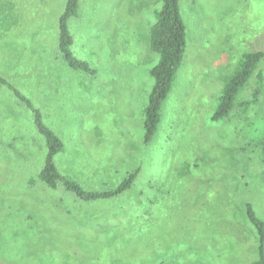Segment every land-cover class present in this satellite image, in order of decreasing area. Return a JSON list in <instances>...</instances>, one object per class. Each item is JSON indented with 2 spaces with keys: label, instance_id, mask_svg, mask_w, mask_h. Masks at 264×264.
Segmentation results:
<instances>
[{
  "label": "rangeland",
  "instance_id": "374dc122",
  "mask_svg": "<svg viewBox=\"0 0 264 264\" xmlns=\"http://www.w3.org/2000/svg\"><path fill=\"white\" fill-rule=\"evenodd\" d=\"M65 3L0 0V264L256 261L247 208L264 222V59L237 95L246 106L211 116L241 54L264 49V0H179L187 46L148 142L143 109L158 61L149 29L160 2L79 0L70 48L91 71L59 51ZM26 99L63 141L62 175L86 190L130 187L83 201L30 184L46 147Z\"/></svg>",
  "mask_w": 264,
  "mask_h": 264
},
{
  "label": "trees",
  "instance_id": "16d2710c",
  "mask_svg": "<svg viewBox=\"0 0 264 264\" xmlns=\"http://www.w3.org/2000/svg\"><path fill=\"white\" fill-rule=\"evenodd\" d=\"M158 1L160 7L154 11L155 20L149 29V48L158 54V61L150 69L153 85L148 94L146 106L143 109L142 128L145 142H148L156 131L163 102L172 88L187 46L186 25L181 16L179 0ZM78 2L79 0H66L59 18L58 48L68 66L73 69L91 71L88 63L77 58L70 48L72 36L67 27V20L76 14ZM263 59L264 49H255L241 54L237 66L224 81L218 96L216 109L211 116L213 120L227 117L237 105L246 106L247 102L237 103V95L248 84L257 64ZM257 78L258 81H261L262 72L257 73ZM20 99L24 100L23 96ZM25 103L36 114L34 125L37 132L44 137L46 147L44 162L37 175L28 180L30 184L39 181L50 189H56L60 186L83 201L109 198L130 187V180L125 179L113 189L86 190L76 181L62 175L56 167L54 158L63 151V141L51 128L43 123L38 111L33 108L28 99L25 100ZM247 216L257 229L259 237V258L249 264H264V222L260 221L250 208H247Z\"/></svg>",
  "mask_w": 264,
  "mask_h": 264
},
{
  "label": "crops",
  "instance_id": "0c3cea01",
  "mask_svg": "<svg viewBox=\"0 0 264 264\" xmlns=\"http://www.w3.org/2000/svg\"><path fill=\"white\" fill-rule=\"evenodd\" d=\"M10 1H12V0H8V3H9Z\"/></svg>",
  "mask_w": 264,
  "mask_h": 264
}]
</instances>
